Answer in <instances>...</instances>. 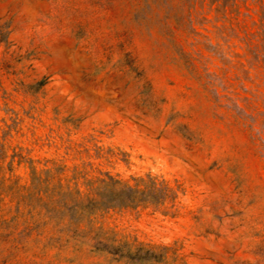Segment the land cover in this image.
<instances>
[{
	"label": "rangeland",
	"instance_id": "obj_1",
	"mask_svg": "<svg viewBox=\"0 0 264 264\" xmlns=\"http://www.w3.org/2000/svg\"><path fill=\"white\" fill-rule=\"evenodd\" d=\"M0 264H264L263 0H0Z\"/></svg>",
	"mask_w": 264,
	"mask_h": 264
},
{
	"label": "trees",
	"instance_id": "obj_2",
	"mask_svg": "<svg viewBox=\"0 0 264 264\" xmlns=\"http://www.w3.org/2000/svg\"><path fill=\"white\" fill-rule=\"evenodd\" d=\"M264 2V0H263ZM119 184L118 182H116ZM139 186H143V189H139ZM124 191L127 192V196L122 198L125 206H135L141 203H148L161 200L163 192L165 191V185L163 183H156L154 179L147 177L146 179H137L134 187L123 185Z\"/></svg>",
	"mask_w": 264,
	"mask_h": 264
}]
</instances>
